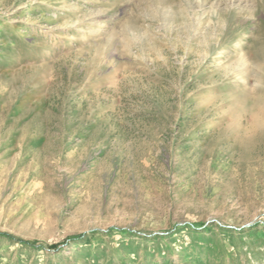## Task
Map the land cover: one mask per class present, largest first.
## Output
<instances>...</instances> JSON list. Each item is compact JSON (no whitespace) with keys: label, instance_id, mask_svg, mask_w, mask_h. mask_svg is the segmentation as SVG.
Instances as JSON below:
<instances>
[{"label":"rangeland","instance_id":"rangeland-1","mask_svg":"<svg viewBox=\"0 0 264 264\" xmlns=\"http://www.w3.org/2000/svg\"><path fill=\"white\" fill-rule=\"evenodd\" d=\"M0 264H264V0H0Z\"/></svg>","mask_w":264,"mask_h":264},{"label":"trees","instance_id":"trees-1","mask_svg":"<svg viewBox=\"0 0 264 264\" xmlns=\"http://www.w3.org/2000/svg\"><path fill=\"white\" fill-rule=\"evenodd\" d=\"M81 239H83V235H82V234L71 237V238H70V241H71V242H72V241L75 242V241H78V240H81ZM58 247H59L58 245L54 244V245H52V246L50 247V250H53V251L55 252V251L59 250Z\"/></svg>","mask_w":264,"mask_h":264}]
</instances>
